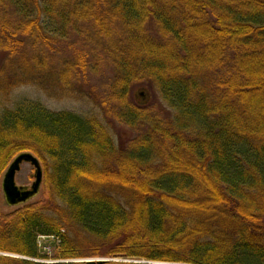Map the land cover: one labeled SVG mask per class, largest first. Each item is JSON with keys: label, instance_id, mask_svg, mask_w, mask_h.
Here are the masks:
<instances>
[{"label": "trees", "instance_id": "trees-1", "mask_svg": "<svg viewBox=\"0 0 264 264\" xmlns=\"http://www.w3.org/2000/svg\"><path fill=\"white\" fill-rule=\"evenodd\" d=\"M0 59V182L21 154L42 173L0 210V264H48L38 235L51 264H264V0H0ZM24 86L99 115L9 107Z\"/></svg>", "mask_w": 264, "mask_h": 264}, {"label": "rangeland", "instance_id": "rangeland-1", "mask_svg": "<svg viewBox=\"0 0 264 264\" xmlns=\"http://www.w3.org/2000/svg\"><path fill=\"white\" fill-rule=\"evenodd\" d=\"M1 63V59H0ZM110 75L108 73L100 74L97 76H92L88 79V83L82 84L78 87L79 91L87 92L89 89L94 88L96 91H100L102 85L108 80ZM48 86H56L57 81L46 82ZM53 97L47 95L40 89L31 86H24L16 89L10 98V103L8 104L9 107H13L15 103H20L22 101H30L35 103H40L44 108L53 112V113H71L81 117H89L92 115H99L98 109L94 106L89 99H76V98H64L58 99L54 96H62L64 93L57 88H54L52 91ZM131 98L132 100L139 105L140 107H146L149 105H158L157 107L162 108V103L158 99L156 93L150 89V87L145 85L135 86L131 90ZM94 102V100H93ZM1 111V109H0ZM184 119L183 121H185ZM189 119L187 118L188 122ZM139 129L142 131L146 129L145 127L138 126ZM113 133L116 136V143L118 146L123 145L125 142H128L136 135V132L127 127V126H120L115 124L113 128ZM40 170L37 164L32 162H24L20 169L18 170L14 188L21 193L24 192H31L34 188L36 183V176L37 172ZM3 178L0 182V210L3 212L9 213L13 211L17 206H13L8 202L7 196L2 187ZM40 193L36 197L30 199L28 203H33L38 201L41 198L42 194V186L40 187ZM0 256H7V257H16L15 255L11 254H2ZM103 259H88L82 261H102Z\"/></svg>", "mask_w": 264, "mask_h": 264}, {"label": "water", "instance_id": "water-1", "mask_svg": "<svg viewBox=\"0 0 264 264\" xmlns=\"http://www.w3.org/2000/svg\"><path fill=\"white\" fill-rule=\"evenodd\" d=\"M24 162H32V163L37 164V160L33 155L21 154L14 160V162L10 165V167L8 168V170L6 171V173L4 175L3 190L7 196L8 202L10 204H15L17 201H23V200L28 199L30 196H33L35 193H37L38 189L41 187L42 173L39 170L37 172L36 183L34 185L33 192L21 193L20 191H17L14 188V182H15L16 174H17L18 170L20 169V166ZM87 262L93 263L95 261H87Z\"/></svg>", "mask_w": 264, "mask_h": 264}, {"label": "built area", "instance_id": "built-area-1", "mask_svg": "<svg viewBox=\"0 0 264 264\" xmlns=\"http://www.w3.org/2000/svg\"><path fill=\"white\" fill-rule=\"evenodd\" d=\"M62 233H64V231H62ZM36 244L39 253L46 257V259L40 262L48 264L56 263V261L53 260V256L55 250L62 244L61 235H38L36 239Z\"/></svg>", "mask_w": 264, "mask_h": 264}, {"label": "flooded vegetation", "instance_id": "flooded-vegetation-1", "mask_svg": "<svg viewBox=\"0 0 264 264\" xmlns=\"http://www.w3.org/2000/svg\"><path fill=\"white\" fill-rule=\"evenodd\" d=\"M2 187H3V184H2ZM40 189H41V188L38 189V192H37V193H35V194L33 193L34 195H33V196H30L28 199L23 200V201H17L15 204H11V205H13V206H18V205H21V204H23V203L28 202L30 199H32V198L36 197L37 195H39V193H40ZM31 192H33V190H32ZM11 200H12V199H11Z\"/></svg>", "mask_w": 264, "mask_h": 264}]
</instances>
